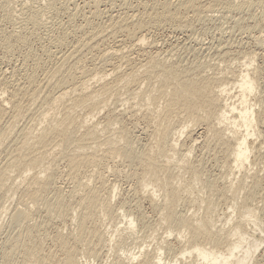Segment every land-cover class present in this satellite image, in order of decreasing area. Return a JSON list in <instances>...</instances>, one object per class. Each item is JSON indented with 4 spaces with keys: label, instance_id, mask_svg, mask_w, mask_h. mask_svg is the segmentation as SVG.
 Segmentation results:
<instances>
[{
    "label": "rangeland",
    "instance_id": "rangeland-1",
    "mask_svg": "<svg viewBox=\"0 0 264 264\" xmlns=\"http://www.w3.org/2000/svg\"><path fill=\"white\" fill-rule=\"evenodd\" d=\"M42 1H45V7L42 5L44 3H41ZM42 1L9 0L8 2L5 1L3 8H0V74L2 73L0 78L5 76L9 78L17 72L22 74V68L28 69L31 65L30 60H25L27 67L25 66L24 56L33 55L35 52L38 55L43 54V51H41L42 48L47 46L46 42L49 44L47 41L48 38L46 39L45 37L50 36L49 38H51L54 36L52 34L56 36L58 33H61V27H67L73 22H76L75 24H81L87 15L88 17L92 16V9L95 6L103 12L97 18L94 17V21L100 23V25H103L102 22L106 20V17L108 19L110 14L114 15V12L120 11V5L123 7V4L128 1L132 5L135 4L133 5V9L142 10V5L134 7L139 2L141 3V0H132V2L131 0H110L111 2L108 0H55L54 5H48L47 2L49 0ZM153 1L159 2V0H143V3L145 2L149 5ZM200 1L202 2H200L202 5L200 8L204 9L202 13L203 17L200 20L199 18L188 19V22H186L189 25L186 24V27H183L185 26V22L182 26L173 24L151 28L144 47L147 50L150 48V51L152 52L153 50L154 53L157 51L159 58L165 60L167 63L171 61V63L174 62L178 66L182 65L183 67L195 65L196 63L195 66L198 64L204 74H208L217 79L229 77V83L225 81L216 83V85L221 84V87L222 85H226L227 92L231 89L230 93L224 97V101L227 104H233L238 101L239 97H236V92L238 91L235 85L236 78L245 69L244 62L246 59L251 56L253 57L252 67H248V69L250 74L256 79L257 87L254 93L248 97V103L249 105H254L252 108L256 109V116L260 124L256 128H260L259 130L262 132H258L256 135L250 137V141L255 150L252 151L248 163H244L243 167L236 169L233 162L226 163L225 158L221 155L222 153L218 152L219 150H212V148L211 150L210 148L208 149L209 152L202 150L204 149V133L203 135L200 134L202 132V126L200 127L199 125L195 129V134L198 137L195 136L197 138L195 139L196 142L193 143V150L186 160L180 161V151H182L180 148H182L184 141V143H187V133H184L179 138L177 153H180H176L175 157L167 149V140L159 143L163 144V151L156 148L155 144L158 143L159 137L154 130L159 125L165 128L164 122L167 120H164L162 117H168L170 112L162 116L165 105L163 98L158 96V92L154 87H148L145 83H141L139 89H137L138 86L136 85V87L134 85L130 87L129 85H118L113 91L94 100H101V104L104 106L102 111L96 116H93L91 111H88L89 108H92L91 106L77 108L73 113L71 112L69 119H65L63 112L66 111V108H64L67 107L66 101L56 104L52 109L50 106H47L48 114L45 119H42L40 112L32 116H28L26 113L16 116L13 120V128H5L2 135L9 140L8 143L10 141L12 143L13 141L14 145H17V151H21L24 148L26 141L31 140L40 127L49 125L48 131L53 132L54 141L51 148L49 147L38 155L40 161L37 169L43 170L46 168L45 173L53 170V174L56 176V186L61 187L60 189L64 193L63 197L67 202L65 204H70L73 207V211L68 213L63 218L64 220L58 219L53 215L54 217L52 216L50 222L45 225L43 232L47 237L44 236L45 239L42 238L41 242V249L44 253L52 251L55 253L56 258L60 257L59 251L55 249V245L53 246L51 242V239H54L60 234L62 237L68 238L71 248L76 253L77 261L83 264H110L117 258L123 259L132 255L138 256V261H140L147 254H154L160 251V249H162V257L165 262L166 259L169 261L175 256L178 257L180 255V248L187 245L189 234L183 228L176 226L165 215L167 202L165 201L166 192H164L162 183L166 181L173 186L177 194L176 205L174 207L177 215H192L196 220H199L206 214H209L207 224L215 234L219 230L217 233L219 236H222L227 230L233 228L238 222L245 221V231L250 241L251 238H254L257 242H261L257 250L250 256L252 257V262L248 264H264V181L259 184L252 182L254 176L259 178L264 176V28L262 27L264 25V0H258L257 3L254 2L255 0H249L251 3L249 4L250 6L248 5L242 8V10H240L241 8L237 9L236 6L243 0H220L221 3H216V7H212L214 10L211 8H209L211 10L205 9L209 6L211 0ZM207 3L208 5L206 6ZM27 7L30 8L28 9ZM35 7H38L37 9H41V11L34 10ZM117 8L118 10H116ZM7 10L11 14L10 16L15 18L16 22L11 17V20H5L4 15ZM27 10L30 12L37 11L38 14L35 13L36 16L34 14L35 19L43 23L38 22L34 25L32 24L33 26L38 24V26L32 27L24 18L29 13ZM89 11L91 12L88 13ZM119 13L116 12L115 14ZM72 17L75 19L71 20ZM12 20L14 23L11 22ZM68 20L72 23H67ZM21 21L27 24L23 23L22 26L20 25ZM176 27L178 28L176 29ZM48 29L51 30L49 31ZM14 31L18 34L20 33L21 40L10 51L4 46L3 36L11 32L14 33ZM68 36L65 45H62L63 48L61 46L58 48L60 52L58 49H54L59 54L62 52V49L65 51L73 43L74 37L72 35ZM119 37L117 36L116 38L118 40L123 38L121 35ZM109 39L112 42L107 38L105 40L106 42L101 43L102 45L100 47L105 48L108 46L107 48L109 49L117 41L114 40L115 38ZM69 40H71L70 43ZM150 42L153 43L151 45L152 47L150 46ZM93 51L91 50L89 53L85 51L87 53V55L85 54V61H88H84L85 65L83 64V66H86V68L96 67V65L98 68L100 65H103L108 70V68H111L112 61L117 65L119 64L118 66L122 65L120 69H124L125 71L128 70L126 68L130 67V64H132L131 67L136 66V69L139 67L141 57H138L136 53H134L135 55L133 54L135 57H131L130 64H125V59H122L120 61L122 64H120V59L117 61L116 58V60L113 58V60H110L108 58L111 63L109 60H105L104 62L99 58L98 53L95 56L96 52ZM97 59H100L101 63ZM50 60H47V64H49ZM52 60V62L55 61V59ZM108 61L111 65H109ZM116 61L119 63H116ZM20 63L21 67L19 68ZM194 65L190 67H194ZM139 69L138 71H141ZM39 74L43 80V73L40 71ZM233 75L234 77H232ZM108 109H113L120 114L121 112L123 113V118L119 120L121 123L117 121L109 124L106 123L105 118ZM178 111L176 110L168 119L172 120L173 126L175 124L178 125V123L180 124V122H185L184 113L178 114ZM54 112L59 114L53 116ZM6 120L4 122L5 124L9 121ZM176 125L175 127L179 126ZM122 127L125 132L122 131ZM230 127L227 126L232 131L233 127ZM88 130L94 131V134H88ZM56 132L64 136L59 137L57 140ZM124 134H127L130 138L132 148L136 152L144 151L153 158L154 153H158L159 151V159H163V155L166 159H169V168L166 173L169 172L170 174L167 178H164L166 173H155L158 178V183H150L154 178L153 171L150 170L149 173L145 174V177L134 175L132 173L134 170L141 171L139 166H129L127 162H122L119 158L114 160L104 158L102 166L95 167L94 171L91 169L93 172L92 175L88 174V168L85 166L82 170V175H79V180L85 181L87 179L90 187L99 191L100 196L98 195V199H101L98 202V208L102 211L103 205H107L116 211V215L111 219L107 217L109 214H105L104 212V214L97 212L93 215V218H95V221L105 233V235L103 234V238L104 236L106 238L103 243H96L94 239L85 245L75 238V229L77 227L75 221L78 213H76L77 208L74 200L81 196L82 190L77 184V181L70 180V177L67 176L65 163L68 159L81 160L82 155L87 153L102 159L103 154L106 152L110 150L115 151L122 146ZM173 137H176V135L174 134ZM61 139H63V143L60 142ZM7 140L4 144H0V166H4L7 161L4 156V151H2L8 144ZM93 141L95 143H92ZM152 146H154V149L148 151V147ZM15 149L13 146L12 150ZM64 151L68 152L67 156ZM211 151L214 152V155ZM141 166L145 169L148 168L145 163H141ZM17 181L18 177L15 168L4 167L0 169V264H20L21 262V251L16 249V239L20 234L21 221H15L13 219V213L15 209L23 208L22 201L25 199L23 190L27 183L25 181L15 189V183ZM148 183H150V187H144ZM35 187L36 185L33 183L30 189ZM71 189H75L78 195L71 197L73 199L69 200L68 192ZM112 189H114L113 193ZM152 191H156V197L153 200H149L148 196ZM243 203L253 209L258 227H252L250 218H245L238 212ZM34 210V208H30L31 213ZM137 212H139L140 216L137 215ZM120 213L124 217H128V215L135 217L136 227L130 230L128 225H126L127 219L123 218ZM43 216L44 212L42 210L33 212L35 221H41ZM228 219L230 221L226 223ZM90 224L92 223L90 222ZM168 231H170V234ZM248 237H245V239H248ZM244 247H246V243H244ZM135 262L132 260L133 264H136ZM181 264L206 263H201L194 255H190V257L185 255L181 259Z\"/></svg>",
    "mask_w": 264,
    "mask_h": 264
},
{
    "label": "bare ground",
    "instance_id": "bare-ground-1",
    "mask_svg": "<svg viewBox=\"0 0 264 264\" xmlns=\"http://www.w3.org/2000/svg\"><path fill=\"white\" fill-rule=\"evenodd\" d=\"M5 1L8 2L9 0H0V8L4 7L3 4H5ZM257 1L258 0H255L254 2L257 3ZM44 2L42 1L41 3ZM128 2L124 3L123 7L120 5L121 10L119 9L120 11H116L117 13L120 12L119 14H115L116 12H114V15L110 14L108 19L105 16L106 20L104 19L105 21L102 22L103 25L94 21V17L97 18V16L103 13L102 10L100 11V8L95 6L96 4L93 5L95 8H93L94 10L92 9L91 13L93 17L90 15V17H88L87 15L84 20L82 18L83 22H81V24H75L76 22H73V24L70 20H68L67 23L72 24H69L67 27H61V24V33H56L57 35L55 36V34L51 32V34L54 35L53 37H45L46 39L48 38L47 41L49 44L46 42L47 46L44 48L41 47L43 54L38 55V53L36 54L35 52L33 55L24 56V61H31V65L28 69L22 68L24 71H22V74L16 71L17 73L13 74V76L11 75L9 78H6L5 75V77L0 78V144H4L7 140L2 135L4 129L7 127L13 128L14 117L23 113L32 116L40 112L42 119H45L48 114L46 109L47 106H50L52 109L56 104L66 101L67 107H64L66 111L63 112L65 119H69L71 112L73 113L75 109L91 106L92 108H89L88 111H91L93 116H96L102 111L104 106L101 104V100H94L113 91L118 85H129V87L136 85L138 86L137 89H139L140 84L145 83L148 87H154L158 92V96L163 98L165 105L162 116L170 112L168 117H162L164 120H167L164 122L165 128L159 125L155 130L153 129L159 137L158 143L155 144L156 148L163 151V144L159 143L167 140V149L171 151L175 157L178 150L179 138L184 135V133H187V143H184V141L182 143V148H180L182 150L180 151V161L186 160L193 150V143L196 142L195 139L197 138H195V136L197 135L195 134V129L196 126L199 125L200 127L202 126V132L200 134L203 135L204 133V140L202 139L204 141V149L202 150L209 152V148L210 150L211 148L212 150L217 149V151L219 150L218 152L222 153L221 155L225 158L226 163L233 162L236 169H238V167H243L244 163H248L252 151L255 150L250 141V137L256 135L258 132H262L259 130L260 128H256L260 125L256 116V109L252 108L254 105H249L248 103V97L254 93L257 87L256 79L250 74L248 69V67H252L253 57L251 56L246 59L244 62L245 69L242 70L238 78H236L235 85L238 89L236 97H239L238 101L233 104H227L224 101V97L230 93L231 89L227 92L228 89L226 85H222L221 87V84L216 85V83H220L221 81L229 83V77L217 79L208 74H204L202 73V68L200 69L198 64L195 66L196 63L195 65L193 64L194 67H190L193 65L188 67H183L182 65L178 66L177 63H171V61L167 63L165 60L159 58L157 51L154 53L152 49L151 52L150 48L147 50V48L144 47L151 28L173 24L182 26L186 21L188 22V19L192 20L199 18L200 20V18L203 17L202 13L204 10L200 8L202 2L200 0H159V2L153 1L152 4L148 5V3H143V0H141L142 4L136 2L138 4L134 7L142 5V10L133 9V5L135 4L132 5V3L129 2V4ZM219 2L220 0H211L209 6L205 9H212V7ZM47 3L48 5H54L55 0H49ZM45 4L46 3L42 5L44 6ZM249 4H251L249 0H243L236 8H241L240 10H242V8L247 7ZM207 5L208 3L206 6ZM37 8L38 7H35L34 10H38ZM116 10H118V8ZM24 11L26 10L24 9ZM38 11H41V9ZM28 12V14L26 12V17L23 15L26 22L31 25L38 23L39 20L35 19V13H37V11ZM90 12L91 11L88 13ZM10 15L11 14L7 10L4 15L5 20L7 19L8 21L11 17ZM68 18L70 19V17ZM72 19L74 20L75 18L72 17L71 20ZM259 21L261 20L259 19ZM11 22H13V20ZM26 22L21 21L20 25ZM187 22L183 27H186ZM33 25L32 27L38 26V24L35 26ZM262 27L264 28V25ZM22 28L24 29V27ZM36 28L38 29V27ZM177 28L178 27H176V29ZM118 34L123 38L118 40V38H120ZM68 35H72L74 41L69 48L65 51L62 49V52L59 54L58 51L60 52V49L58 48L60 46L62 47L63 44L65 45ZM117 36L118 38H116ZM3 37L4 46L10 51L14 49L16 44L21 40L20 33L18 34L15 31ZM107 38L108 40H111L109 38H115L114 40L117 41L113 46L109 47V49L107 48L108 46L101 48L100 46L103 42H106L105 40ZM70 41L71 40H69V43ZM152 44L153 43H151L150 46ZM54 49H58V51ZM91 50L96 52L95 56H97L98 53L99 58L104 62L105 60H109L108 58H110V60L112 58L114 60L117 59V61L120 59L119 62L125 59V61H123L126 64L132 59L131 57L134 53H136L138 57H141L142 60L139 58L140 62L137 69L136 66L131 67L132 64L129 63L130 67L126 68L128 69L127 71L124 69L121 70L120 67L122 65L118 66L119 64L117 65L113 63V61L111 63L110 60L112 65L108 61L109 65H111V68H108V70L105 69L103 65H100L98 68L97 65L96 67L92 65L93 67L86 68V66H83V64L85 65V62L88 61H85V54L87 55L86 52L89 53ZM50 59H55V61L52 62L53 60L51 61ZM47 60L51 62L49 61V64H47ZM117 61L116 63H119ZM21 63L19 68L21 67ZM120 64L122 63L120 62ZM25 66L27 67V63ZM138 69L141 71H138ZM39 70L43 73V80L40 78L41 75L39 74ZM232 77H234V75ZM250 103H252V101H250ZM176 110H179L178 114L184 113L185 120V122H180V124L177 120L179 126L175 125L178 127H175V125L173 126L172 120H168ZM57 114L59 113L54 112L53 116ZM122 114V112L120 114L113 109H108L105 118L106 123L109 124L113 121L121 123L119 120L123 118ZM6 119L9 121L5 124L4 122ZM227 126H232L233 130L230 131ZM98 127H100V125H98ZM48 129V124L40 127L31 140L26 141L21 151H17V145L15 146L13 141L12 143L11 141L8 143L9 140H7V147L5 146L2 150L4 151V156L7 161L4 166H0V169L4 167L16 169L18 181L15 183V189L25 181L27 183L23 190V195L25 197L22 201L23 208H17L13 213V219L15 221H21L20 234L16 239V249L21 251L20 264H83L77 261L76 253L71 248L68 238L62 237L60 234L54 239H51L53 246L55 245V249L60 253L59 258H56L55 253L52 251L44 253L41 249L42 238L45 239L44 236L47 237L43 229L45 225L50 222V218L52 219L54 215L58 219L64 220L63 218L73 211L72 205L65 204L66 201L63 197L64 193L60 189L61 187L59 188V186H56V176L53 174V170L49 173H45L47 170L46 168L43 170L37 169L40 161L38 155L49 147L51 148L54 141L53 132L48 131ZM121 129L125 132L123 127ZM87 133L93 135L94 131L88 130ZM174 134L176 137H173ZM62 136L64 135L56 132L57 140ZM14 141L17 142L16 140ZM60 142L63 143V139H61ZM92 143H95V141ZM16 144H18V142ZM13 146L16 148L15 150H12ZM152 149H154V146L148 147V151ZM64 153L66 156L68 155L67 151H64ZM212 153L214 155V152ZM102 157L101 159L87 153L82 155L81 160L68 159L65 163L67 176L70 177V180L77 181V184L82 190L81 196L74 200L77 208L76 213H78L75 221L77 226L75 229V238L85 245L92 242L94 239L96 243H103L106 238L105 236L103 238V234L105 235V233L101 226L97 224L93 215L97 212L99 214L100 212H104L105 214H109L107 216L109 219L116 215V211L107 205H103L101 211L98 208V202L101 199H98V195L100 196L99 191L92 189L87 179L85 181L79 180V175H82L81 173L85 166L88 168V174L92 175V171H94L95 167L102 166L104 158L108 160L119 158L122 162H127L129 166H139L141 171L138 172L134 170L132 172L134 175L145 177L146 173H149L150 170L153 171L154 178L150 183H158V178L155 173H166L169 168V159H166L164 155L163 159H159V151L158 153H154L153 158L144 151L136 152L132 148L131 140L127 134H124L122 146L115 151L110 150L106 152ZM141 163H145L148 168L145 169L142 167ZM169 174L170 173L167 172L164 178H167ZM262 181H264V176L262 178L257 176L252 178L254 184H259ZM33 183H35L36 187L30 189ZM142 183H144V181H142ZM150 183L144 185V187H150ZM162 185L164 187V192H166L165 201L167 202V206L165 207V215L176 226L183 228L189 234L187 245L180 248V255H178V257L175 256L169 261L166 259V262L162 257V249H160V251L154 254H147L146 257L140 261H138V256L132 255L123 259L117 258L110 264H133L132 260L136 261V264H181V259H183L185 255H188V257L194 255L197 260L199 259L201 263L206 264H248L252 262V257L250 256L257 250L261 242H257L254 238H251L250 241V238L246 235L245 221L242 220L238 222L233 228H230L222 236H219L217 235L219 230L216 231L215 234L207 224L209 214H206L199 220H196L192 215H177L174 209L177 194L170 183L164 181ZM152 189H154V187H152ZM113 190L114 189H112V193ZM68 194L69 200L73 199L71 197H76L78 195L75 189L69 190ZM154 197H156V191H152L148 196L149 200H153ZM30 208L35 209L33 212H38L40 210L44 212L41 221L39 220L38 222L34 220L35 217H33V212H30ZM240 208L238 212L241 213L243 217L250 218L252 227H258L253 209L244 203L241 204ZM120 215L122 214L120 213ZM137 215L140 216L139 212H137ZM122 217L127 219L126 225H128L130 230L136 227L135 217H132V215H128V217L122 215ZM228 221H230V219H228L226 223H228ZM90 222L92 224H90ZM168 233L170 234V231H168ZM112 237H114V235H112ZM245 237H248V239H245ZM244 243H246V247H244ZM130 253H128V255H130Z\"/></svg>",
    "mask_w": 264,
    "mask_h": 264
}]
</instances>
